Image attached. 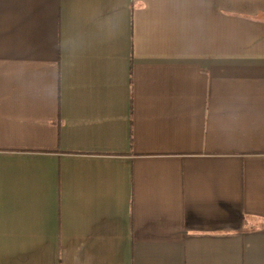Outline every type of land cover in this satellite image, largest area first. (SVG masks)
I'll return each instance as SVG.
<instances>
[{
    "label": "crops",
    "instance_id": "crops-1",
    "mask_svg": "<svg viewBox=\"0 0 264 264\" xmlns=\"http://www.w3.org/2000/svg\"><path fill=\"white\" fill-rule=\"evenodd\" d=\"M0 264H264V0H0Z\"/></svg>",
    "mask_w": 264,
    "mask_h": 264
}]
</instances>
